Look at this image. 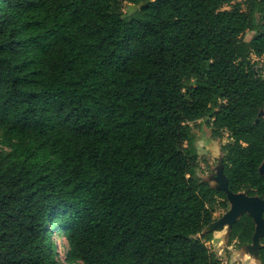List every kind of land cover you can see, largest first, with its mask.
<instances>
[{
	"label": "trees",
	"instance_id": "obj_1",
	"mask_svg": "<svg viewBox=\"0 0 264 264\" xmlns=\"http://www.w3.org/2000/svg\"><path fill=\"white\" fill-rule=\"evenodd\" d=\"M234 1L0 0V264H222L217 208L264 199V0ZM255 233L244 212L228 242Z\"/></svg>",
	"mask_w": 264,
	"mask_h": 264
},
{
	"label": "rangeland",
	"instance_id": "obj_2",
	"mask_svg": "<svg viewBox=\"0 0 264 264\" xmlns=\"http://www.w3.org/2000/svg\"><path fill=\"white\" fill-rule=\"evenodd\" d=\"M245 0H235L234 4H242V8L246 9ZM124 13H134L140 6L129 2H123L121 5ZM227 9L232 8L226 6ZM253 33L247 32L245 39H250ZM257 62V69L264 75V59L255 58ZM264 113V112H263ZM195 131L199 135L198 149H199V169L200 176L207 178L212 185L217 187H226V181L222 173L221 150L220 145L228 141L227 135L219 140L213 137L211 130L206 125L205 121H199L195 127ZM264 171V165H263ZM249 197L244 192L238 194L229 193L228 207L226 209L218 207L214 214V237L207 245L212 251L216 252L222 261V264H258L254 256L250 253L251 248L240 250L234 242H228L229 229L232 222L238 217L239 213L247 207V200ZM252 203V202H251ZM250 203V204H251ZM252 204V214L257 217L258 210L261 209V204L254 202ZM260 204V206H258ZM220 227V228H219ZM258 234L264 233V224L258 226ZM54 241L58 245L61 257L66 255L67 241L62 235H56ZM73 264V263H68Z\"/></svg>",
	"mask_w": 264,
	"mask_h": 264
},
{
	"label": "water",
	"instance_id": "obj_3",
	"mask_svg": "<svg viewBox=\"0 0 264 264\" xmlns=\"http://www.w3.org/2000/svg\"><path fill=\"white\" fill-rule=\"evenodd\" d=\"M264 110L262 111V114L264 115ZM264 165V164H263ZM262 170H263V166H262ZM223 173V172H222ZM224 176V175H223ZM225 178V177H224ZM226 181V179H225ZM212 184V183H211ZM214 186V185H213ZM217 187V186H215ZM218 188H222V187H218ZM223 189H226L227 190V183H226V187L223 188ZM229 193L231 192H228V198H229ZM241 193V192H240ZM233 194V193H231ZM238 194V193H237ZM247 196V195H246ZM248 197V196H247ZM252 202V203H251ZM254 202H257V203H260L261 204V209L258 210V213H257V217L254 216L252 214V204H256ZM251 203V204H250ZM260 204L258 206H260ZM244 212H247L249 213L251 216H253V218L255 219L256 221V233H255V236H254V244L251 245V246H247V247H243L241 248L240 250L242 249H247V248H251L250 250V253L254 256L255 260L257 261L258 264H260V261L258 259V257L256 256L255 254V251H256V248L259 244V240L262 236H264V233L259 235L258 234V226L263 223L264 224V217H263V212H264V199H261V198H258V197H249V199L247 200V207L245 209H243V211H241L238 215V217L232 222V224L237 220L239 219V217L241 216L242 213ZM215 223V222H214ZM214 223L211 224L208 228H207V231H214L215 228H214ZM231 224V226H232ZM231 226H230V229H229V234H230V231H231ZM220 228V227H219ZM229 234H228V239H229Z\"/></svg>",
	"mask_w": 264,
	"mask_h": 264
}]
</instances>
